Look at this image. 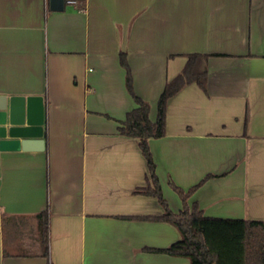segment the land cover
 I'll return each mask as SVG.
<instances>
[{"label":"crops","instance_id":"obj_1","mask_svg":"<svg viewBox=\"0 0 264 264\" xmlns=\"http://www.w3.org/2000/svg\"><path fill=\"white\" fill-rule=\"evenodd\" d=\"M149 118L189 53L210 54L205 87L167 100L165 134L148 140L162 197L209 217L264 225V0H0V94L41 95L42 150L0 145V264H190L148 249L180 238L138 189L148 167L118 132L136 106ZM207 175H209L207 177ZM48 212V256L38 214Z\"/></svg>","mask_w":264,"mask_h":264},{"label":"trees","instance_id":"obj_2","mask_svg":"<svg viewBox=\"0 0 264 264\" xmlns=\"http://www.w3.org/2000/svg\"><path fill=\"white\" fill-rule=\"evenodd\" d=\"M82 8L84 0H75ZM210 54L189 53L182 70L166 82L158 96L156 115L149 118V104L138 96L132 86V76L123 52L119 54L120 63L125 68V85L136 106L127 111L119 121L118 132L138 139L147 167V183L138 189L140 192L155 196L163 207L157 216H133L128 218L162 220L173 224L180 233V238L166 248H151L150 251L166 252L189 259L190 264H264V225L260 220L228 219L203 215L196 203L187 204L188 195L201 183L187 191L170 183L181 200L183 207L178 212L169 209L162 197L155 163L149 150L148 140L165 134V114L169 97L177 93L185 84L196 82L205 87L206 62ZM209 175H207L208 177ZM42 254L48 256V212L38 214Z\"/></svg>","mask_w":264,"mask_h":264},{"label":"water","instance_id":"obj_3","mask_svg":"<svg viewBox=\"0 0 264 264\" xmlns=\"http://www.w3.org/2000/svg\"><path fill=\"white\" fill-rule=\"evenodd\" d=\"M65 0H48L50 10L60 11ZM44 102L41 95L0 94V145L5 150H42Z\"/></svg>","mask_w":264,"mask_h":264},{"label":"built area","instance_id":"obj_4","mask_svg":"<svg viewBox=\"0 0 264 264\" xmlns=\"http://www.w3.org/2000/svg\"><path fill=\"white\" fill-rule=\"evenodd\" d=\"M65 3L67 4H76L75 0H65Z\"/></svg>","mask_w":264,"mask_h":264}]
</instances>
